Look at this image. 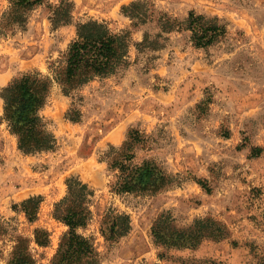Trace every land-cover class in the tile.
Masks as SVG:
<instances>
[{
	"label": "rangeland",
	"instance_id": "374dc122",
	"mask_svg": "<svg viewBox=\"0 0 264 264\" xmlns=\"http://www.w3.org/2000/svg\"><path fill=\"white\" fill-rule=\"evenodd\" d=\"M71 1L70 25L53 27L49 6L61 0H50L31 14L25 31L0 35V89L23 73L49 74L77 38V25L89 20L106 22L114 33L132 32L131 66L72 96L54 88L42 112L58 139L53 151L25 155L7 125L0 126V216L14 219L26 235L49 230L51 245L33 248L39 264H50L68 229L53 218L54 206L67 194V179L77 176L96 191L86 233L97 236L105 264H264V0ZM139 1L148 21L136 25L124 7ZM8 7L0 0V19ZM192 11L218 18L226 36L197 48L191 31H173L163 33L160 50L140 51L146 34L161 33V15L184 22ZM72 110L81 112L79 121L68 119ZM132 129L148 139L135 161L155 160L177 179L156 196L111 192L115 174L103 156ZM32 196L44 198L34 224L14 209ZM112 206L131 216L132 231L109 248L99 226ZM163 213L182 230L212 220L223 236L195 248L159 246L152 227Z\"/></svg>",
	"mask_w": 264,
	"mask_h": 264
},
{
	"label": "trees",
	"instance_id": "16d2710c",
	"mask_svg": "<svg viewBox=\"0 0 264 264\" xmlns=\"http://www.w3.org/2000/svg\"><path fill=\"white\" fill-rule=\"evenodd\" d=\"M9 7L0 19V35L25 31L31 14L50 0H8ZM146 3L133 2L124 11L135 24L148 21ZM50 20L55 29L70 25L74 21L75 4L71 0H61L50 4ZM161 33L154 39L146 34L138 44L140 51L160 50L163 33L188 30L197 48H208L218 43L227 34L226 25L218 18H207L194 11L180 22L168 14L159 18ZM132 32L124 30L114 33L106 22L89 20L77 25V38L72 41L64 59L50 67V73L40 71L23 73L0 89L3 110L0 111V126L7 125L11 135L17 139L18 149L25 155H36L56 149L58 139L50 130L43 110L48 105L55 87L66 96H72L91 82L119 74L131 66L130 47ZM68 119L79 121L81 112L72 110ZM148 143L139 130L132 129L121 147L110 146L105 152L109 170L115 174L110 185L111 192L120 196H156L172 187L177 179L161 167L155 160L137 163L135 150ZM67 194L55 203L53 218L68 229L61 236L59 246L50 264H105L104 254L97 244L95 234H87L93 220L91 208L96 191L90 184L77 176L67 179ZM202 183V182H200ZM44 201L42 196L25 199L14 209L25 213L28 221H38L39 211ZM170 213H163L152 227L154 242L167 248H195L205 238L219 239L223 228L212 220H197L189 229H178ZM213 228H209L208 224ZM132 231L131 216L109 207L103 214L99 235L107 247L112 248ZM51 232L45 228H35L33 235L21 232L14 219L0 216V260L5 264H39L33 245L47 248L52 243ZM163 257V255H161Z\"/></svg>",
	"mask_w": 264,
	"mask_h": 264
}]
</instances>
